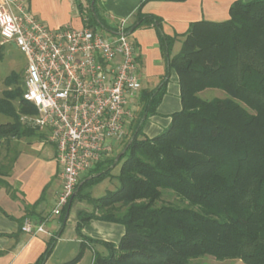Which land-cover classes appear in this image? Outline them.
<instances>
[{
    "label": "trees",
    "instance_id": "obj_1",
    "mask_svg": "<svg viewBox=\"0 0 264 264\" xmlns=\"http://www.w3.org/2000/svg\"><path fill=\"white\" fill-rule=\"evenodd\" d=\"M73 2L84 25L115 29L99 13L96 0ZM228 12L223 21L190 22L172 56L179 34H165L159 16L140 14L127 27L132 32L143 24L154 26L166 73L156 87L141 91V109L130 120L117 153L92 167L61 209L63 221L74 197L93 205L92 212L78 213L75 228L83 240L79 251L61 264H75L85 242L106 250L95 251L92 264H188L204 255L264 264V0H235ZM2 49L0 45V58ZM171 69L178 75L181 109L170 115L165 129L149 138L142 128L156 112ZM18 81L15 72L4 78L6 85ZM21 88L4 90L0 97V113L12 119L0 123V147L7 150L13 138L45 140L42 131L20 121V115L36 111L23 99ZM208 88L226 95L201 98L199 93ZM17 152L0 162V186L6 189L10 186L3 177ZM116 165L118 173L112 175ZM110 176L118 182L113 190L99 197L82 193ZM163 190L186 204L173 203L174 196L175 201L158 204ZM91 219L120 223L124 233L117 243L83 237L82 225ZM54 235L31 264H44Z\"/></svg>",
    "mask_w": 264,
    "mask_h": 264
},
{
    "label": "built area",
    "instance_id": "obj_2",
    "mask_svg": "<svg viewBox=\"0 0 264 264\" xmlns=\"http://www.w3.org/2000/svg\"><path fill=\"white\" fill-rule=\"evenodd\" d=\"M127 22L119 19L112 30L71 24L50 28L26 4L0 0V37L25 56L22 97L36 110L20 115V121L45 134L60 167L55 215L79 180L127 137L133 100L141 90L139 54ZM20 229L46 232L42 223L28 217Z\"/></svg>",
    "mask_w": 264,
    "mask_h": 264
},
{
    "label": "crops",
    "instance_id": "obj_3",
    "mask_svg": "<svg viewBox=\"0 0 264 264\" xmlns=\"http://www.w3.org/2000/svg\"><path fill=\"white\" fill-rule=\"evenodd\" d=\"M13 1L26 4L29 12L50 28L64 24H71L74 28L84 26L73 0ZM234 1L96 0V8L103 18L115 25L119 19L127 18L129 26L140 14L159 16L165 34H179L171 48L170 56H172L180 49L183 39L180 34L187 30L190 22L201 19L226 20L229 17V7ZM13 9L17 11L14 6ZM75 18L77 24L73 23ZM127 32L139 54L140 93L142 90H151L158 85L166 73V60L159 48L156 30L153 25L143 24L132 32L130 30ZM5 43L8 44L2 42L0 37V45L3 47L2 44ZM3 48L5 50L6 46ZM178 81L177 73L171 69L168 73L165 93L156 107V112L148 116L144 122L142 132L145 136L151 138L158 135L169 125L170 115L181 109ZM13 140L10 145L20 146V149L17 150L9 174L3 177L10 188L0 186V264L33 263L43 252L46 242L53 234H55L53 248L44 264H61L73 258L79 251L83 240L77 235L75 228L78 213L92 212L93 205L86 199L74 197L63 221L60 214H53L52 208L61 187L60 167L54 158L53 146L47 143L45 144L48 146L47 153L43 152V149L37 152L32 150L30 145L39 141L38 139L34 140L35 142L25 137L13 138ZM87 188L86 191L83 189L82 193H89L92 186ZM25 217L30 218L34 224L42 223L46 232L36 234L22 232L20 222ZM80 232L86 238L117 243L124 233V226L117 222L91 219L82 225ZM85 243L86 247L75 264H92L95 251L106 253L102 245Z\"/></svg>",
    "mask_w": 264,
    "mask_h": 264
},
{
    "label": "rangeland",
    "instance_id": "obj_4",
    "mask_svg": "<svg viewBox=\"0 0 264 264\" xmlns=\"http://www.w3.org/2000/svg\"><path fill=\"white\" fill-rule=\"evenodd\" d=\"M73 23L77 24V18H75V21ZM96 28L101 29L100 27H96ZM7 43H8L7 45H6V43L2 44L4 46H6V49L5 50H3L4 48L2 49L1 58H0L1 59V61H0V97H2L4 90L13 88L15 86H18L21 88L20 79L22 78L23 71L25 69V64H26L25 56L14 45V43L13 42H7ZM11 72H15L18 74L19 81L17 83H12L10 85H6L4 83V78L7 75H9ZM199 95L201 98L211 99V98H215V97L222 98L226 94L220 89L208 88V89H205L203 92H201ZM13 103L15 106H17V100H14ZM140 109H141V104L139 103V97H137L133 100V110L134 111L136 110V112H134L135 118L138 116ZM10 121H12V119L10 117L5 116V115L0 113V123L10 122ZM28 140L34 141V140H36V137L28 138ZM11 141H14V140L11 139ZM38 142H40V143H38ZM45 144H47V142L45 140H39L36 143H33L32 145H30V148L34 151H37V152L40 151L41 149H43V152L47 153L48 146ZM18 148L20 149V146H16L13 144L12 146H9V150H7V147L5 145H2L0 147V162L5 163L6 160H8L10 157L13 156L14 150H18ZM117 148L118 147L115 148V151L113 154H116L117 151L120 149V147L118 149ZM118 169H119V165H116L115 167H113V169L111 170V174L116 175L118 173ZM107 179L108 180H104L101 183H98V184L92 186V188L89 190L90 191L89 193L94 197H99V196L105 194L108 190H113L114 188H116V186L118 184L116 178L114 176H110V177H107ZM86 189H88V188L87 187L84 188L85 191H86ZM173 196L175 197L176 201H175ZM163 200H166V201H173L174 200L175 202H173V203L178 204V205H185L186 204L185 200H182L179 197H176L175 194L169 190H163L162 198L157 203L159 204L161 202H166ZM188 264H244V263L238 259L217 260L212 256L204 255V256H200V257L191 259Z\"/></svg>",
    "mask_w": 264,
    "mask_h": 264
},
{
    "label": "water",
    "instance_id": "obj_5",
    "mask_svg": "<svg viewBox=\"0 0 264 264\" xmlns=\"http://www.w3.org/2000/svg\"><path fill=\"white\" fill-rule=\"evenodd\" d=\"M144 117H145V114L142 116L141 120H143V119H144ZM132 138H133V136H132V137L130 138V140L128 141V143H127L126 147H127V146H128V144L131 142ZM118 157H119V155H117V156H116V158H115L114 162H116V161H117Z\"/></svg>",
    "mask_w": 264,
    "mask_h": 264
}]
</instances>
